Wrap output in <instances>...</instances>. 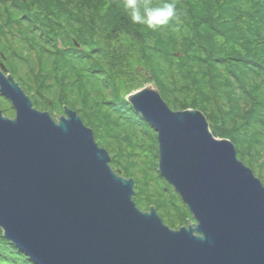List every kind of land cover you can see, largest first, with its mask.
<instances>
[{
  "label": "trees",
  "instance_id": "16d2710c",
  "mask_svg": "<svg viewBox=\"0 0 264 264\" xmlns=\"http://www.w3.org/2000/svg\"><path fill=\"white\" fill-rule=\"evenodd\" d=\"M165 2L177 18L151 30L122 0H0V63L37 108L75 109L113 169L135 180L137 206L177 228L191 213L159 171L156 130L125 94L154 80L172 109H200L264 184V0H141ZM0 107L15 113L1 92ZM0 264L38 263L0 228Z\"/></svg>",
  "mask_w": 264,
  "mask_h": 264
},
{
  "label": "water",
  "instance_id": "95a60500",
  "mask_svg": "<svg viewBox=\"0 0 264 264\" xmlns=\"http://www.w3.org/2000/svg\"><path fill=\"white\" fill-rule=\"evenodd\" d=\"M0 92L15 109L0 108V228L38 264H264V184L200 109H172L154 80L125 94L192 214L173 228L136 205L75 109L36 108L2 63Z\"/></svg>",
  "mask_w": 264,
  "mask_h": 264
},
{
  "label": "clouds",
  "instance_id": "9594fccd",
  "mask_svg": "<svg viewBox=\"0 0 264 264\" xmlns=\"http://www.w3.org/2000/svg\"><path fill=\"white\" fill-rule=\"evenodd\" d=\"M121 7L131 23L144 25L151 30L167 26L177 18L174 2H165L153 7L147 3H141V0H122Z\"/></svg>",
  "mask_w": 264,
  "mask_h": 264
},
{
  "label": "rangeland",
  "instance_id": "374dc122",
  "mask_svg": "<svg viewBox=\"0 0 264 264\" xmlns=\"http://www.w3.org/2000/svg\"><path fill=\"white\" fill-rule=\"evenodd\" d=\"M142 68V67H141ZM147 82H149V81H147ZM143 210H147V209H143ZM190 218V217H189Z\"/></svg>",
  "mask_w": 264,
  "mask_h": 264
}]
</instances>
